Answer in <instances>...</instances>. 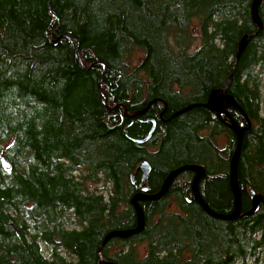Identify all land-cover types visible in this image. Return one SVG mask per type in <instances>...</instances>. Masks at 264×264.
Masks as SVG:
<instances>
[{"label": "trees", "instance_id": "1", "mask_svg": "<svg viewBox=\"0 0 264 264\" xmlns=\"http://www.w3.org/2000/svg\"><path fill=\"white\" fill-rule=\"evenodd\" d=\"M252 3L0 0V264H99L111 231L137 227L131 199L143 160L152 166L149 194L172 171L203 165L204 201L230 214L238 137L205 104L231 75L237 106L227 110L248 128L237 170L241 212L251 210L252 190L264 195V0L259 32ZM246 34L253 37L235 66ZM195 175L185 170L164 196L140 201L144 230L108 240L105 259L264 264V202L250 216L217 218L195 199ZM100 180L107 193L89 186Z\"/></svg>", "mask_w": 264, "mask_h": 264}, {"label": "water", "instance_id": "2", "mask_svg": "<svg viewBox=\"0 0 264 264\" xmlns=\"http://www.w3.org/2000/svg\"><path fill=\"white\" fill-rule=\"evenodd\" d=\"M262 1L263 0H253V3H252V16H253L255 23L259 26L258 32L263 29V22L261 20L260 15H259V6H260ZM251 37H253V35L246 34L243 36V38L240 42V45H239L238 55H237V58L235 60V66H236L238 59L240 58L242 52L244 51L245 47L249 43V40L251 39ZM233 71H234V68H233ZM231 80H232V75L229 77V80L226 82V84L223 87L212 90L210 93L208 102L205 104V106L208 107L210 110L216 112L219 116L225 115L226 118L224 119V122L237 134V137H238L237 149H236V152H235V154L231 160V186H232V189H233V192L235 195L234 210L230 214H218V213L214 212L212 209H210V207L206 204V202L204 201V199L201 195V192H200V183H201V180L205 177L206 171H205L204 166L200 165V164L185 165V166H182V167L172 171L169 174V176L167 177L166 181L164 182L162 189L159 191V193L149 194V186H147L146 183H147V180H148L150 173L152 171V166L148 160H143L138 166V170L141 172V180L139 183V187L141 188V191L139 193L135 194L131 199V203L135 207V210L137 213V220H138L137 227H135L133 229H128V230H113V231H111L107 235L103 245H101L99 248V255H100L99 264H116L113 261L105 259V257L103 256V253H102L103 246L111 238H114V237L128 238L133 234H137V233L143 231L145 228L146 221H145L144 210L141 207L139 202L143 201V200H155V199H159L162 196H164L168 192L169 187H170L171 183L173 182V180L176 178V176H178L181 172H183L185 170H191V171L195 172L196 175H195L193 182H192V190L194 192V197L203 206L204 210H206L211 215H213L217 218H221V219H234V218H238V217L250 216V215L254 214L255 212H257V210L259 209L260 203L264 202V195L258 194L254 190H252V202H253V204H252L251 210H249L243 214L241 212L242 211L241 210V208H242V192H241V188H240V185L238 182L237 170H238V163H239L241 146H242V141H243V135H244V132L248 128L239 126L231 118V116L227 110V108H229V107H236L237 106L234 98L230 94L227 93ZM102 91L106 97L107 105H109L107 95H106L105 91L103 90V88H102ZM155 101L156 100L151 101L148 104V107L146 109H144L141 112H137L134 115H141V114L145 113L148 110L149 106L152 103H154ZM194 106H196V105H189L188 107L183 109L181 112H185V111L193 108ZM181 112H179V113H181ZM155 127H156V124H154V126L151 129V131L149 132L148 136L142 140H139V142L144 143V142L148 141L152 137V135L155 131ZM4 162H5V165L7 167L10 166L9 162L6 159H4ZM131 180H132V183H134V184L137 182L136 175L134 173L131 174Z\"/></svg>", "mask_w": 264, "mask_h": 264}, {"label": "rangeland", "instance_id": "3", "mask_svg": "<svg viewBox=\"0 0 264 264\" xmlns=\"http://www.w3.org/2000/svg\"><path fill=\"white\" fill-rule=\"evenodd\" d=\"M200 44V41L197 40V43H196V46H198ZM142 54L139 53V55H137V61H138V57H141ZM226 144V137L225 136H222L220 137V147H223L225 146ZM89 186L91 187L92 190L94 191H98V192H104V193H107V191L109 190V183L108 182H105L104 180H100L98 183H90ZM170 211H179L177 205H172L171 208H170ZM146 242L144 243H141L138 245V248L140 249L141 253H144L146 251ZM118 249H120V247H117ZM43 250L45 252L46 255H49L50 254V251H51V248L50 246L46 245L43 243ZM61 252L68 256L67 255V251L64 250V249H61ZM70 258V256H68ZM254 260L252 258H250L248 261H247V264H254L253 262Z\"/></svg>", "mask_w": 264, "mask_h": 264}]
</instances>
